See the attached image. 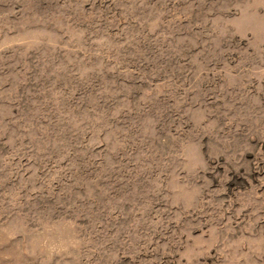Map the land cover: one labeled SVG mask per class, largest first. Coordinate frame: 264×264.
<instances>
[{
  "label": "rangeland",
  "instance_id": "obj_1",
  "mask_svg": "<svg viewBox=\"0 0 264 264\" xmlns=\"http://www.w3.org/2000/svg\"><path fill=\"white\" fill-rule=\"evenodd\" d=\"M0 264H264V0H0Z\"/></svg>",
  "mask_w": 264,
  "mask_h": 264
}]
</instances>
